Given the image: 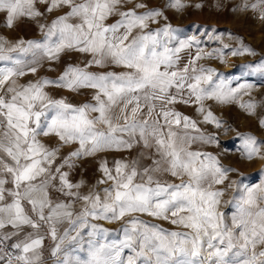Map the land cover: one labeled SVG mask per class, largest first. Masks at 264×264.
Here are the masks:
<instances>
[{"label":"snow or ice","instance_id":"6c2138e0","mask_svg":"<svg viewBox=\"0 0 264 264\" xmlns=\"http://www.w3.org/2000/svg\"><path fill=\"white\" fill-rule=\"evenodd\" d=\"M40 2L50 4L49 12L63 7L70 9L47 26L44 43L21 40L6 47L8 42L0 38V61L13 64L0 68V91L4 93L0 95V229L11 226L17 230L13 235H18L23 226L36 230L35 235L29 233L13 245L20 250L19 255H0V261L38 264V250L44 239L39 230L44 225L55 240L57 225L68 221L71 231L77 232L70 237L75 241L80 231L89 227L90 217L114 221L131 213H146L170 219L172 224L187 231L166 232L134 219L130 222L131 229L124 228V239L120 242L99 239L93 242L89 257L82 264H264V187L248 189L231 227L225 224L223 214L217 211L223 193L212 189L214 184L227 179L228 170L221 168L214 157L189 150L194 138L181 129H195L196 123L168 107L177 102L178 96L182 98L186 89L189 99L183 100L184 103H189L193 96L197 102L206 97L227 100L238 89L225 90L223 81L211 91L202 87L212 83V69L185 66L173 70L177 53L187 44L181 43L174 49L168 47V40H162L161 36L171 37L170 26L144 31L149 21L162 15L159 11L139 15L134 10L121 12L120 20L106 24L121 0ZM36 3L37 0H0V12L7 13V26L11 27L18 17L41 16ZM176 3L179 5V0ZM74 18L79 22H70ZM136 29L140 32L133 35ZM66 49L90 53L93 58L84 68L70 65L56 81L45 78L19 85L13 79L26 74V62L22 58L13 59L12 53L31 52L33 57L39 53L57 60ZM238 54L242 53L232 52L234 56ZM92 64L101 67L114 64L128 71L95 74L86 70ZM28 71L36 73L37 68L29 67ZM5 84H8L6 89ZM49 85L72 91L95 89L96 103L74 106L65 99H53L45 91ZM172 89H176V94H172ZM203 110L201 106L200 111ZM91 113L98 115L93 117ZM205 120H214L211 111ZM51 134L65 144H79L55 168L59 149H50L38 139ZM140 141L146 148H154L158 159L152 160L151 166L144 167L142 172L135 163L129 166L118 161L112 170L104 162L101 167L106 179L102 183L112 181L111 187L104 189V200L99 194L74 193L72 189L80 185L72 184L68 172L61 171L65 166L72 167L74 159L113 147L131 148ZM247 147L249 158L260 154L254 138H247ZM158 173L177 177L180 182L156 179ZM138 176L140 182L136 181ZM57 179L59 192L77 196L85 203L75 219L71 205L54 203L50 198L49 188ZM9 184L11 187H6ZM91 228L92 236L107 232L95 224ZM64 237H69V230H65ZM9 238L4 235L0 240ZM125 249H131L133 255L123 257ZM60 250L57 244L53 255ZM61 264L70 262L64 259Z\"/></svg>","mask_w":264,"mask_h":264},{"label":"rangeland","instance_id":"374dc122","mask_svg":"<svg viewBox=\"0 0 264 264\" xmlns=\"http://www.w3.org/2000/svg\"><path fill=\"white\" fill-rule=\"evenodd\" d=\"M79 2V0H78ZM144 5V7H138ZM253 5H256L254 8ZM42 15L39 17H18L11 27L7 26V13L0 12V38L7 41L8 46L17 44L19 41H36L44 43L48 27L58 17L67 14L69 8H57L47 11L50 4L37 0L35 5ZM134 10L138 15L149 11H159L161 16L148 22L145 32L163 30L170 26L173 30L171 37H163L168 40L169 48H178L181 43L187 46L177 53V62L173 70L182 69L185 66L195 67L197 70L212 69V83L203 84L202 87L211 91L216 85L224 82L225 90L238 89L227 100H218L215 97H206L197 102L191 97L189 103L182 102L189 99L186 89L182 98L178 96L176 103L168 105L169 108L182 116L195 121L196 128L186 131L191 140L190 151L210 155L219 162V166L227 171V179L222 184H214L212 190L223 193L217 211L223 214L224 223L232 225L233 217L238 214L239 205L245 197L247 190L264 187V2L262 0H121L117 5L115 14L108 17L106 24H114L121 19L120 13ZM70 22L78 23V19ZM45 27H41V26ZM140 32L136 29L133 35ZM55 39V37H53ZM25 47L27 44L25 43ZM248 49V51H244ZM242 54L232 55L233 51ZM13 59L22 58L26 64V74L13 77L19 85H27L30 82L41 79L56 81L71 65L84 68L92 60L90 53L66 49L60 53L59 59L51 60L42 57L39 53L36 57L32 53H12ZM200 57L196 59V57ZM38 61L32 63L33 60ZM191 62V64H190ZM11 61H0V68L12 67ZM29 67H36L37 72L31 73ZM95 74L122 73L126 68L114 64H106L103 67L92 64L86 69ZM10 83V82H9ZM244 86V87H241ZM8 84L4 85L6 89ZM45 91L53 99H65L74 106L83 104H95L93 99L96 90L92 88H80L72 91L66 87L49 85ZM176 94V89L171 90ZM0 91V95H3ZM253 105L252 108L247 107ZM201 106L203 111H200ZM159 107V102H157ZM211 111L214 120H205L207 113ZM95 117L98 113H91ZM219 125V126H218ZM200 137H203L201 139ZM252 137L260 154L248 157L247 138ZM125 139H129L124 135ZM38 139L50 149H59L56 163L53 168L59 166L63 160L79 147L78 143L65 144L54 135L39 136ZM139 139L138 137L136 138ZM158 159L154 148H146L142 141L134 143L131 148H109L96 152L94 155L82 156L74 159L73 166H65L61 171L68 172V180L79 188H73L79 196L99 194L101 200L105 198L104 189L110 188L112 181L102 183L106 179L102 170V164L107 163L109 169L114 170L116 162L121 161L132 166L135 163L138 171L151 166L152 160ZM204 159V156L201 157ZM156 179L179 183L177 177L169 174H155ZM187 179V177H185ZM141 177L136 178L140 182ZM60 182L57 179L54 186L53 202H62L71 205L70 210L75 219L83 208L84 201L77 196H67L58 191ZM264 206V204H262ZM138 219L149 225H156L166 232L187 231L182 226L174 225L169 220L153 217L146 213H131L120 220L89 218V227L80 231L77 240L70 239L76 236V231H71V225L64 221L57 225V239L47 236L45 241L47 260L39 261L38 264H61L68 259L70 264H82L87 260L91 244L99 239L101 242L113 243L124 239V228L131 229V221ZM106 229V233L89 235L92 232L91 225ZM65 230H69V237H64ZM61 239L63 242L61 243ZM60 244V252L53 255L56 245ZM123 257L133 255L131 249H125ZM207 253L205 252V256ZM231 256V253L229 254Z\"/></svg>","mask_w":264,"mask_h":264},{"label":"crops","instance_id":"0c3cea01","mask_svg":"<svg viewBox=\"0 0 264 264\" xmlns=\"http://www.w3.org/2000/svg\"><path fill=\"white\" fill-rule=\"evenodd\" d=\"M54 186H55V181L53 182V186L49 188V195H50V198L52 199V201H55V197L53 194ZM6 187H11V185L10 184L6 185ZM9 200H10V198H9ZM26 208L29 209V214L33 215V217H34V214L31 213V211H30V206L26 205ZM45 211L47 214V210H45ZM16 231L17 230L12 228L11 226H7L4 229H0V237H3L4 235H8L10 237L7 240H0V241L13 246L14 244L19 243L20 241L24 240L29 233H32L33 235H35V233H36V230L32 229L29 226H23L22 229L19 230L18 235H13V233ZM39 231H40V235H42L44 237L43 246L41 249L38 250L40 253V260L39 261H44V260H47V258L49 257L48 255H46L45 241L47 239V236H50V232H49V228L47 225L42 226V228ZM18 251H20V250H18ZM0 264H6V261H0Z\"/></svg>","mask_w":264,"mask_h":264},{"label":"built area","instance_id":"2783aa9c","mask_svg":"<svg viewBox=\"0 0 264 264\" xmlns=\"http://www.w3.org/2000/svg\"><path fill=\"white\" fill-rule=\"evenodd\" d=\"M0 255H10V256H15L19 255L20 251L15 249L12 245L3 243L0 241ZM13 264H21V262L13 260Z\"/></svg>","mask_w":264,"mask_h":264}]
</instances>
